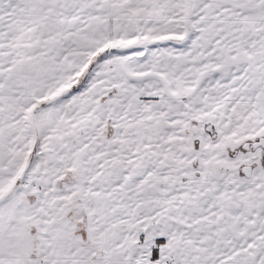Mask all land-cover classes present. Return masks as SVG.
Returning <instances> with one entry per match:
<instances>
[{"label": "snow or ice", "instance_id": "obj_1", "mask_svg": "<svg viewBox=\"0 0 264 264\" xmlns=\"http://www.w3.org/2000/svg\"><path fill=\"white\" fill-rule=\"evenodd\" d=\"M0 264H264V0H0Z\"/></svg>", "mask_w": 264, "mask_h": 264}]
</instances>
